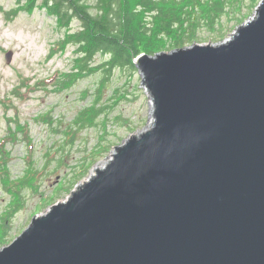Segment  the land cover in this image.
Listing matches in <instances>:
<instances>
[{"label":"water","instance_id":"water-1","mask_svg":"<svg viewBox=\"0 0 264 264\" xmlns=\"http://www.w3.org/2000/svg\"><path fill=\"white\" fill-rule=\"evenodd\" d=\"M257 12L221 45L139 55L153 127L0 264H264V0Z\"/></svg>","mask_w":264,"mask_h":264},{"label":"rangeland","instance_id":"rangeland-1","mask_svg":"<svg viewBox=\"0 0 264 264\" xmlns=\"http://www.w3.org/2000/svg\"><path fill=\"white\" fill-rule=\"evenodd\" d=\"M29 3L0 0V249L21 235L35 216L66 201L94 168L114 158L117 147L155 121L151 95L136 64L133 70L114 69L105 85L101 68L69 83L76 47L66 43L68 31L47 13L42 0L32 9ZM257 7L243 9L248 16L242 24L231 19L235 11H230L217 28L200 27L198 39L183 48L227 42L258 15ZM72 25L70 32L80 29L78 20ZM177 49L165 38L157 54ZM106 59L98 55L93 65ZM94 106V125L78 126L75 120Z\"/></svg>","mask_w":264,"mask_h":264},{"label":"trees","instance_id":"trees-1","mask_svg":"<svg viewBox=\"0 0 264 264\" xmlns=\"http://www.w3.org/2000/svg\"><path fill=\"white\" fill-rule=\"evenodd\" d=\"M25 1L30 2L32 9L38 0ZM260 1L96 0L92 4L90 0H42V4L61 28L68 31L66 43L76 47L78 57L74 59L69 83L78 76L95 74L101 68L105 85L114 69H137L135 58L144 52L157 54L161 39H170L172 48H183L198 39L200 27L217 28L230 11H235L230 13L232 20L244 23L248 13H243V9L253 11ZM239 12L243 13L242 17H235ZM75 20L80 22V29L70 32ZM98 55H105L107 59L94 66ZM95 106L93 111L81 114L75 123L81 128L92 125L98 114Z\"/></svg>","mask_w":264,"mask_h":264},{"label":"bare ground","instance_id":"bare-ground-1","mask_svg":"<svg viewBox=\"0 0 264 264\" xmlns=\"http://www.w3.org/2000/svg\"><path fill=\"white\" fill-rule=\"evenodd\" d=\"M151 107H152V116H153V119H154V115H153V114H154V107H155V106H154V102H153L152 97H151ZM153 125H154V122L152 123V125H151L148 129L152 128ZM148 129H146V130H148ZM146 130H144V131H146ZM144 131H143V132H144ZM110 159H111V158H110ZM110 159H109L108 161H106V162L109 163V162L111 161ZM108 163H106L103 167L100 166V168H96V170H95V168H94L95 171L93 170V174H92L91 177H93V176L95 175V172H96L98 169H103Z\"/></svg>","mask_w":264,"mask_h":264}]
</instances>
